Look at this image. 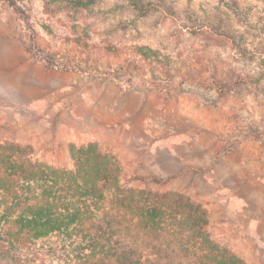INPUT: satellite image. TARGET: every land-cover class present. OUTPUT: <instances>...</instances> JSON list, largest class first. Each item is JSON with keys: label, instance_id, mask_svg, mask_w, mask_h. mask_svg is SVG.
Wrapping results in <instances>:
<instances>
[{"label": "rangeland", "instance_id": "374dc122", "mask_svg": "<svg viewBox=\"0 0 264 264\" xmlns=\"http://www.w3.org/2000/svg\"><path fill=\"white\" fill-rule=\"evenodd\" d=\"M32 2L40 55L30 50L23 20L0 1V141L28 145L35 160L65 169L74 165L70 144L97 142L119 161L126 186L190 195L208 209L218 245L247 264H264V79L262 91L251 79L264 68V37L247 36L244 54L210 40L180 12L156 14L142 22L140 41L171 54V76L132 64L116 81L103 72L116 70L131 49L119 59L107 51L119 38L105 39L111 16L80 19L78 34L84 39L88 24L94 36L87 58L66 7ZM128 38L119 42L125 48ZM238 79L240 87H220Z\"/></svg>", "mask_w": 264, "mask_h": 264}, {"label": "trees", "instance_id": "16d2710c", "mask_svg": "<svg viewBox=\"0 0 264 264\" xmlns=\"http://www.w3.org/2000/svg\"><path fill=\"white\" fill-rule=\"evenodd\" d=\"M0 1L23 20L30 50L40 55L32 0ZM97 1L51 0L50 5L60 3L69 11L76 45L85 47L87 58L93 53L87 40L92 34L86 23V37L78 34L80 19L111 16L105 39L119 38L107 51L119 59L122 50L131 49L116 70L103 72L116 81L119 70L132 64L171 76V54L140 41L142 22L156 14L163 19L180 12L210 40L229 41L244 54L251 41L247 36L264 37V0H256L263 6L249 0H204L200 7L193 0H112L110 6ZM123 37H129L130 47L119 43ZM41 57L52 67L60 65ZM251 79L262 91L264 68ZM243 82L220 87L228 91ZM69 150L73 168H55L35 160L28 145L0 141V264H247L212 239L202 202L180 191L126 186L119 161L97 142L72 143Z\"/></svg>", "mask_w": 264, "mask_h": 264}]
</instances>
